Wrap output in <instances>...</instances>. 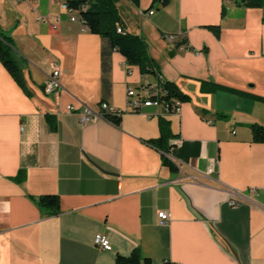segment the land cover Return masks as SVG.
<instances>
[{
  "label": "crops",
  "instance_id": "1",
  "mask_svg": "<svg viewBox=\"0 0 264 264\" xmlns=\"http://www.w3.org/2000/svg\"><path fill=\"white\" fill-rule=\"evenodd\" d=\"M61 2L0 0V31L30 93L0 63V264H115L134 248L149 261L142 264H264V142L250 129L264 125V102L252 97H264V8L118 0L124 30L145 39L159 74L190 100L176 115L146 107L117 123H82L67 106L96 110L105 101L123 110L128 85L157 78L118 51L104 71V41L71 21ZM209 25L220 26L218 37ZM55 65L61 89L46 94ZM202 83L230 90L202 91ZM160 116L175 170L146 142L159 136ZM44 194L58 196L56 215L37 205ZM96 234L109 250L94 245Z\"/></svg>",
  "mask_w": 264,
  "mask_h": 264
},
{
  "label": "trees",
  "instance_id": "2",
  "mask_svg": "<svg viewBox=\"0 0 264 264\" xmlns=\"http://www.w3.org/2000/svg\"><path fill=\"white\" fill-rule=\"evenodd\" d=\"M118 0H67L68 7L78 14L82 24L93 34L99 35L105 45L101 50L102 68L106 69L107 61L111 51H118L129 65H137L142 75H151L157 78L159 86L164 90V94L160 96L161 100L167 102L172 99H178L181 103L190 100V97L179 90L172 82L164 79L154 64V61L148 54L147 44L142 36L131 34L124 30L120 23V18L117 10ZM137 2L138 0H133ZM171 0H152V6L160 8L168 5ZM233 3L240 7L264 8V0H232ZM222 17L225 16V6L222 5ZM117 25L121 26V31H117ZM216 37L219 36L220 26H207ZM183 40L177 41L175 47L183 44ZM186 45V44H185ZM0 63L13 77L16 83L22 90L30 94L26 88L25 81L22 75V69L14 56L13 41L10 36L0 31ZM217 88H227L218 84H201L202 91H213ZM233 90V89H232ZM238 92V91H237ZM239 93V92H238ZM241 93V92H240ZM254 99L263 101L264 97L252 96ZM224 116V114H219ZM117 123L118 119L113 118ZM160 134L157 138L146 141L149 145L161 151L162 163L168 166L171 170H175V165L165 155L168 151L167 140L171 136L169 122L163 116L158 120ZM52 129L54 126L51 127ZM252 139L254 142H264V125L252 123L250 125ZM21 174V172H20ZM22 178V177H21ZM40 209L45 210L48 215H56L59 212V200L56 194H44L36 200ZM148 263L147 259H142L137 248L125 255H117L115 264H142Z\"/></svg>",
  "mask_w": 264,
  "mask_h": 264
},
{
  "label": "built area",
  "instance_id": "3",
  "mask_svg": "<svg viewBox=\"0 0 264 264\" xmlns=\"http://www.w3.org/2000/svg\"><path fill=\"white\" fill-rule=\"evenodd\" d=\"M67 0H62L61 7L65 11L70 13L71 21H78L82 27H86L82 24L79 17H76L75 11L71 10L67 5ZM154 13V10L149 9L146 13L147 16H150ZM117 31H121V26L117 25ZM166 39L171 41L173 36L168 35ZM60 69L57 65L54 66L53 70L49 73L47 81L43 86V90L46 94H52L53 92L59 91L61 89V83L59 80ZM164 94V90L159 86L158 81L155 83H142L137 87L128 85L126 88V106L125 109L120 110L116 107L108 104L105 101L98 103L97 109L93 110L89 107H82L79 109L74 108L73 106H67L69 112L76 113L79 116V120L82 123L89 121H94L96 119H108L113 116L119 118L124 113H141L143 108L154 107L160 112V115H176L180 111L181 102L178 99H172L171 101H163L160 96ZM23 129L22 127L20 128ZM214 172L213 166L207 169V174ZM254 189H249V194L252 195ZM240 193L238 191L232 190L229 196V204L231 206H236L240 203ZM158 217L160 220L165 221L168 219V214L166 211L158 212ZM94 245L99 246L102 249L109 250L111 245L105 236L102 234H96L94 237Z\"/></svg>",
  "mask_w": 264,
  "mask_h": 264
},
{
  "label": "water",
  "instance_id": "4",
  "mask_svg": "<svg viewBox=\"0 0 264 264\" xmlns=\"http://www.w3.org/2000/svg\"><path fill=\"white\" fill-rule=\"evenodd\" d=\"M228 248L230 249V251L235 254L234 250L231 248V246L229 244H227Z\"/></svg>",
  "mask_w": 264,
  "mask_h": 264
}]
</instances>
